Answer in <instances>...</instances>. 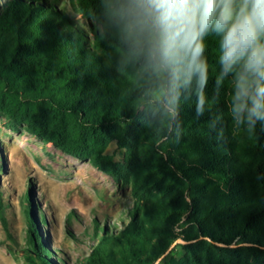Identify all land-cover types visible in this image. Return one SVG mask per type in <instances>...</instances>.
I'll return each mask as SVG.
<instances>
[{
	"label": "trees",
	"instance_id": "obj_1",
	"mask_svg": "<svg viewBox=\"0 0 264 264\" xmlns=\"http://www.w3.org/2000/svg\"><path fill=\"white\" fill-rule=\"evenodd\" d=\"M73 1L88 20L99 15L98 0ZM91 33L93 40L52 0H0V112L63 152L132 185L137 204L131 220L118 233H103L89 264H154L180 237L169 227L186 222L199 231H184L187 241L204 239L176 244L165 264H186L174 256L182 248L190 264H253L250 256L264 260V126L257 124L240 145L245 170L230 169L237 154L229 149V133L218 130L230 120L228 85L219 92L216 87L219 38L205 37L204 114H196L194 92L182 96L177 135L175 128L155 120L152 109L138 108L143 89L131 77L139 65L117 73L114 38H100L94 26ZM113 141L125 149L122 159L108 152ZM215 174H224L229 192L212 178ZM207 194L215 200L204 208ZM188 195L192 204H185ZM27 214L30 264H57L48 257L32 207ZM0 216L6 225L2 193Z\"/></svg>",
	"mask_w": 264,
	"mask_h": 264
},
{
	"label": "clouds",
	"instance_id": "obj_2",
	"mask_svg": "<svg viewBox=\"0 0 264 264\" xmlns=\"http://www.w3.org/2000/svg\"><path fill=\"white\" fill-rule=\"evenodd\" d=\"M93 21L100 38H114L125 74L139 65L132 81L143 89L139 109H152L179 134L182 96H197V116L206 105L205 37L219 38V92L228 85L233 130L252 133L264 126V0H98ZM220 134H223L221 129Z\"/></svg>",
	"mask_w": 264,
	"mask_h": 264
},
{
	"label": "rangeland",
	"instance_id": "obj_3",
	"mask_svg": "<svg viewBox=\"0 0 264 264\" xmlns=\"http://www.w3.org/2000/svg\"><path fill=\"white\" fill-rule=\"evenodd\" d=\"M52 1L93 40L91 27L94 26V20L85 18L73 0ZM153 117L155 120L162 119L158 112ZM227 123H220L218 130L229 133V149L237 154L235 164L229 168L238 166L245 170L244 153L240 150V145L252 134L246 130L234 131L231 117ZM108 152L115 153L119 160L126 151L118 149L117 143L113 141L108 146ZM212 178L220 182L222 190L229 192L230 185L222 181L224 174H215ZM0 193L7 219L5 225L0 216V264H30L26 252L29 248V206L39 219V231L50 259L57 264H89V256L103 233L120 232L131 220V211L137 204L131 183L119 182L89 161L63 152L54 144L30 133L25 125L16 126L2 112ZM214 200L213 195L203 196L204 208ZM192 201L188 195L185 204H192ZM168 231L180 237L154 264H165V256L176 244L197 243L204 239L200 236L187 241L183 237L184 231L199 234L198 227L193 223L186 222L185 226H177L175 229L169 227ZM186 254V250L182 248L174 256L177 260L190 264L185 258ZM240 254L249 257L244 250H240ZM249 258L253 264H264V260H257L253 256Z\"/></svg>",
	"mask_w": 264,
	"mask_h": 264
}]
</instances>
